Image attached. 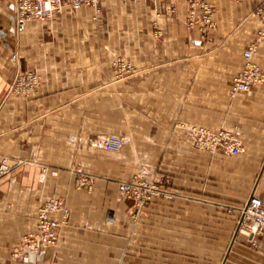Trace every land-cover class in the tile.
<instances>
[{"label": "crops", "instance_id": "crops-1", "mask_svg": "<svg viewBox=\"0 0 264 264\" xmlns=\"http://www.w3.org/2000/svg\"><path fill=\"white\" fill-rule=\"evenodd\" d=\"M209 1L217 26L203 36L200 24L186 25L187 0H103L100 19L89 6L65 9L24 33L17 0H0V165L12 168L0 176V264H264V232L238 222L252 196L264 202V84L230 93L254 43L264 70V0ZM124 49L139 67L132 86L111 67ZM27 69L43 84L16 94L11 85ZM179 122L230 127L246 151H199ZM108 133L124 134L119 152L101 146ZM78 167L94 175L92 191L75 185ZM159 168L174 177L175 198L135 217L118 183ZM49 196L65 199L69 222L56 245L17 255Z\"/></svg>", "mask_w": 264, "mask_h": 264}, {"label": "rangeland", "instance_id": "rangeland-1", "mask_svg": "<svg viewBox=\"0 0 264 264\" xmlns=\"http://www.w3.org/2000/svg\"><path fill=\"white\" fill-rule=\"evenodd\" d=\"M191 1L195 2L194 0H187V5H188V13L186 15V25L188 28L192 29L194 25L197 23L200 24L201 27V33L204 36L205 34H209L211 31L216 29L217 23H216V17H215V5L210 2L209 0H198V2L195 5V8L193 9L191 7ZM103 0H99L97 3V6H89L94 9V18L95 19H100L102 10H103ZM203 4H208L212 5L213 8V13L211 17V22H205L203 20V14L201 12L202 5ZM264 6V2L262 5L259 7L261 9ZM65 9H70V8H65ZM63 9V10H65ZM259 9L257 10V15L259 16L260 19V24L262 28V23H261V17L259 15ZM63 10L59 11L62 12ZM72 10V9H71ZM192 10H195V22L192 24L191 21V15H192ZM76 11V10H73ZM58 13V12H55ZM54 13V14H55ZM53 14V15H54ZM52 15V16H53ZM52 16L48 17L47 19L51 18ZM45 20H40V19H35L31 22L34 21H46ZM29 22V24L31 23ZM28 24V25H29ZM260 28V30H261ZM259 30V32H260ZM25 32V31H24ZM20 32V33H24ZM154 34L156 37H162L164 35L163 31L161 29H157L154 31ZM253 45H256V43L252 44L249 46L244 52H243V62L240 70L237 72L236 75H234L232 79V84L230 87V93L231 96H235L238 93H244V92H234V82L236 77L240 75L242 70L244 69L246 59L244 57L245 52L250 49ZM257 51V46L256 50L254 52V55ZM254 55L252 58V62H254L258 68L264 73V70L261 68V66L254 60ZM111 67L114 72L115 79L117 81H125L127 85L132 86L134 82V77L135 75L139 72V67L138 64L135 63L133 59V53H130L128 49H124L123 52L120 54L115 55L111 61ZM22 75H27L28 80H26V85L28 87V91L21 92L20 90V77ZM43 84V78L41 74L39 73L38 70L36 69H27L20 71L11 85V89L14 93L19 94V95H31L32 93L38 91ZM264 84V80L260 83H258L256 86ZM253 87V88H254ZM252 88V89H253ZM251 91V90H250ZM126 115H127V120H126V127L125 130L127 132L129 130H132V127L130 128L131 125H133L134 122V95H133V89L132 87L127 90V97H126ZM140 116V115H139ZM179 129L183 130V132L186 135V138L192 143V145L198 149L199 151H203L211 156H219V155H225V156H233V155H238L240 153H243L246 151V147L244 143L241 140V137L239 136V133L237 131L231 129L230 127L227 126H222V127H216L213 125H208V124H201V123H186V122H179L178 123ZM124 135V134H123ZM122 134L118 133H108L102 137L101 141L105 139H111V141H120L119 145H110V146H103L107 151L110 152H119L125 142V136ZM233 144H239L241 147L244 148L243 152L239 153H233L231 152V148ZM75 185L78 188L82 189H87L88 191H92L94 189L95 185V177L91 173L87 172L85 169L78 167L75 169ZM87 178L91 183L93 184L92 189H88L87 186L80 184V182L84 179ZM133 178L137 179L141 183H145V187L143 189H140L139 186L136 187V191L133 194L132 197L123 195L127 199L132 201V208L134 209V216L139 217L145 210L146 207L151 203L153 200H159V199H174L175 198V180L174 177L165 172L164 169L159 168L156 173H150L147 172L146 170L142 171H136L132 174V176L129 179L122 180L118 183V188L123 182H128L132 180ZM120 191V190H119ZM49 197H56V196H49ZM59 197V196H57ZM47 198V197H46ZM64 201L65 199L61 197ZM66 203V201H65ZM67 204V203H66ZM241 208V207H240ZM239 208V211H240ZM241 218V211H240V217L239 221ZM238 221V222H239ZM239 230H243L240 229ZM245 231V230H243Z\"/></svg>", "mask_w": 264, "mask_h": 264}, {"label": "built area", "instance_id": "built-area-1", "mask_svg": "<svg viewBox=\"0 0 264 264\" xmlns=\"http://www.w3.org/2000/svg\"><path fill=\"white\" fill-rule=\"evenodd\" d=\"M99 0H17V28L19 32H24L28 28L29 22L40 19L45 20L52 16L55 12H59L65 8L78 10L82 6H97ZM196 3L199 1L194 0ZM195 2L191 1V7L194 9ZM213 6L203 4L201 12L205 22H211L213 13ZM261 17L262 28L259 32V38L264 39V6L259 9ZM192 24L195 20V10H192L191 15ZM256 45L248 49L244 57L246 59L244 69L234 82V92H248L254 86L264 80V73L252 62ZM28 80L27 75H22L19 79L21 92L28 91L26 85ZM119 145L120 141H111L105 139L101 141V145ZM244 148L239 144H233L231 152H243ZM12 168L6 160L0 165V176L7 175ZM81 186L85 185L88 189H92L93 184L87 178L80 182ZM139 186L143 189L146 185L137 179L133 178L128 182H123L119 186V190L123 195L132 197ZM241 218L239 221V228L245 230L252 235H259L264 232V202L261 198L252 196L251 199L240 208ZM61 216L59 218L58 216ZM71 217V209L61 197H47L44 203L39 207L37 212V224L33 229L27 232L23 237L21 244L15 249L17 255L24 252L38 253L43 249L56 245L59 239V232L62 225L69 222Z\"/></svg>", "mask_w": 264, "mask_h": 264}]
</instances>
